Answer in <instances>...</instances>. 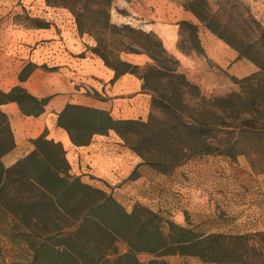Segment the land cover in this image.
I'll use <instances>...</instances> for the list:
<instances>
[{
  "label": "trees",
  "instance_id": "obj_1",
  "mask_svg": "<svg viewBox=\"0 0 264 264\" xmlns=\"http://www.w3.org/2000/svg\"><path fill=\"white\" fill-rule=\"evenodd\" d=\"M46 2L68 8L77 33L94 36L95 44L85 46L81 56L88 53L100 58L113 70L114 79L124 73L137 74L143 79L142 90L151 94L150 105L155 110L146 119L116 118L108 110L68 102L57 113L56 125L74 145H86L95 135L113 131L141 163L163 174L173 173L175 178L200 157L192 155L218 153L235 158L241 153L238 144L249 135L258 140L264 136L263 30L259 46L235 33L232 38L225 34L227 25L207 0L183 4L214 35L235 46L237 56L258 66L243 79L247 81L245 94L206 96L179 71L178 58L155 32L110 21L112 0ZM28 19L30 23L24 27L48 24L39 17ZM181 30L187 31L191 48L202 53L196 23L180 20L179 36ZM177 48L187 54L183 46ZM120 52H142L153 62L141 66L121 59ZM35 67L33 62L26 63L19 80L27 79ZM50 98L32 95L20 84L0 89V213L11 222L10 239L31 245L32 258L25 264H146L139 260V253L196 255L215 264L250 263L244 258L248 251L244 243H232L221 233L199 234L142 204L127 211L110 192L70 173L62 143L47 137L46 131L31 139L29 153L6 166L2 156L14 148L15 141L2 104L16 102L22 114L38 116Z\"/></svg>",
  "mask_w": 264,
  "mask_h": 264
},
{
  "label": "rangeland",
  "instance_id": "obj_2",
  "mask_svg": "<svg viewBox=\"0 0 264 264\" xmlns=\"http://www.w3.org/2000/svg\"><path fill=\"white\" fill-rule=\"evenodd\" d=\"M124 1L126 0H112L110 21L118 26L129 24L142 31L155 32L152 29H148L144 25L145 22L139 20V18H134ZM186 1L188 0H158V3L155 4V9L157 10L158 7L162 8V11L166 10L167 12H173L175 10L179 14L180 8H184L183 4ZM207 1L212 11L227 25L223 29L226 35L233 38L235 33L258 46L261 45L260 32L262 30L264 31V0ZM153 9L151 6V10ZM4 16H7V19L13 26L28 25L30 23L29 16L40 18H62L65 16L66 24L73 23L75 26L73 15L68 8L61 5L49 4L46 0H4ZM195 20L200 45L202 46L201 41L203 44L207 41L211 50L208 53L202 47L203 52L201 53L192 49L186 38L187 31L181 30L177 45L187 49L186 53L188 56H193L186 65L180 63L179 71L183 72L189 80L196 83L206 96L226 95L231 92L245 94V91H247V81L244 82L243 79L245 76L256 72L258 66L245 57L235 56L234 52L238 53L235 46L218 38L197 18ZM200 32L202 33L200 34ZM206 33L213 34L219 40L215 39L211 41L207 39ZM79 35L84 40L85 46L95 44L93 35L86 32ZM127 42L131 43L129 40ZM260 47L264 50V45ZM119 56L121 59L140 64L141 66L153 62L151 58L142 52H120ZM75 57L77 58L79 56ZM42 66L47 68L45 64ZM71 69L75 71L73 66H71ZM134 75L138 77L137 74ZM72 93L74 94L72 96L73 99L78 94L98 97L97 94L89 92L88 90H81L78 86H76V90ZM138 93H145L151 97V94L144 90ZM136 95L137 93H134L131 97ZM76 98L79 99V97ZM143 111L139 116L129 118L146 119L149 113L155 112L154 108L150 105V100L143 107ZM261 115L264 117V110H261ZM110 133L114 134L115 132L110 131ZM109 138H112V136ZM114 138H117V141L119 140L117 144H121V146L129 149L119 136L116 135ZM31 139L29 140L31 141ZM116 140L110 139V144H116L114 143ZM237 148L240 149L239 151L241 153L235 158L218 153H199L192 155H198L200 157L196 156V160L194 159L191 164L188 163L182 172L184 174L178 173L176 175L178 179L172 177L173 180L178 181H182V179L190 180L187 184L185 183L186 187L174 184L173 189L164 186L163 190L169 189L175 196L181 197L183 203L187 201L186 198L189 195L193 196L194 194H198L201 196L193 204L194 207H202L206 210L204 217L198 219L189 213L191 212L189 210L190 208H188L190 205H181L178 202H173L178 203L177 206L173 205L174 208L186 206L180 208L184 213V222L178 224L191 228L199 234L221 233L226 239L234 241L232 243H238V245L242 242L248 250L244 257L250 262L247 264H264V136L261 140H258L255 137L251 138L249 135L243 140V143L238 144ZM64 150L66 160L70 165L67 151L66 149ZM16 151L17 149H11L9 151L12 154V159L19 154ZM133 153L135 154L134 151ZM2 161L6 166L13 163L8 159L4 160V155L2 156ZM148 166L150 165L141 163L140 159V162L136 166L138 168H135L129 175H125L126 177L124 176L113 185L105 182L97 184L95 179L92 180L91 184L95 186L99 185L107 192H110L127 211H130L136 204H142L150 208V203L146 201V196H132L128 193L130 191L126 189L129 180L133 179L141 169ZM85 170L88 171V167ZM131 174L134 175L132 178H130ZM88 175L94 178L93 174L90 173ZM169 181L164 182V184L171 185L174 183L172 180ZM158 185L160 184L156 181L150 187V193L156 194L154 197L155 203L162 201L159 199L160 193H158ZM191 188L194 190L190 191L189 189ZM230 189H235V192L238 191L236 192V196L228 194L231 191ZM134 191H136L135 188ZM152 208L155 211H164V213H160L174 220L172 217L173 214L170 211L161 209L160 207L153 206ZM10 226L11 222L9 217L6 214L2 215L0 213V264H25L32 258L31 245L19 239H10L8 236ZM237 236H242L243 240H236ZM233 237L236 238L233 239ZM118 249L119 251L124 250L122 243H118ZM137 256L140 261L146 264L151 260H156L155 263L151 264H215L213 262L203 261L196 255L175 254L154 256L147 253H139Z\"/></svg>",
  "mask_w": 264,
  "mask_h": 264
},
{
  "label": "crops",
  "instance_id": "obj_3",
  "mask_svg": "<svg viewBox=\"0 0 264 264\" xmlns=\"http://www.w3.org/2000/svg\"><path fill=\"white\" fill-rule=\"evenodd\" d=\"M124 3L134 18H139L145 22L144 25L148 29L155 31L164 46L178 58L180 63L187 64L193 55L188 56L177 48L178 21L185 19L196 23V17L191 11L180 8L178 14L175 10L167 12L158 7L156 10L155 4L158 0H126ZM41 19L47 21L46 27L13 26L7 16H4V0H0V89L6 91L20 84L32 95L38 97L51 95L44 111L38 116L22 114L16 102L2 104L1 107L8 115L14 136L15 146L12 150L17 149L16 152L19 153L12 159V154L8 151L4 154V160L15 162L29 153L33 149V143L29 139L46 130L48 137L60 141L66 149L70 161V173L81 176L89 183L95 179L97 184L105 182L113 185L138 168L136 167L140 162L138 156L121 144H117L119 140L114 138L115 133L95 135L86 145H74L66 131L56 125L57 113L66 103L74 102L108 110L116 118L135 117L144 112L143 107L148 104L150 97L145 93H138L142 91L141 78L132 73H124L114 79L113 70L100 58L88 53L81 56L80 54L85 50V42L77 33L73 23L66 24L65 16ZM206 35L211 41L219 40L211 33ZM201 44L204 51L209 53L211 48L207 41L204 44L201 41ZM234 53L237 56V52ZM28 62L35 63L36 67L27 79L20 81L18 74ZM43 64L47 68L43 67ZM76 86L81 90L95 93L98 97L78 94L75 96L79 99L76 97L73 99L72 92L76 90ZM134 93L137 95L131 97ZM110 136L112 138H109ZM110 139L116 140L114 142L116 144H110ZM87 167L88 171L85 170ZM90 173L94 178L88 175ZM172 175L173 173L170 175L160 173L148 166L129 180L126 189L132 196H146L150 208L154 206L170 211L177 223L184 222V213L180 208L186 207L174 208L173 205L177 206L178 203L190 205L189 213L196 219L204 217L206 210L193 206L201 197L198 194L189 195L187 201L183 203L181 197L175 196L169 189L163 190L164 186L173 189L174 184L186 187L184 183L173 180ZM169 180L174 183L164 184ZM156 181L160 184L158 193L162 201L159 203L154 202L156 194L150 193V187ZM230 190L228 194L236 196L238 191ZM160 212L164 213V211Z\"/></svg>",
  "mask_w": 264,
  "mask_h": 264
}]
</instances>
